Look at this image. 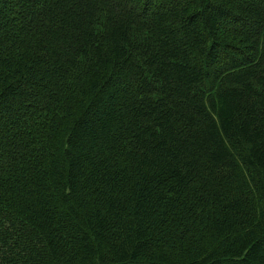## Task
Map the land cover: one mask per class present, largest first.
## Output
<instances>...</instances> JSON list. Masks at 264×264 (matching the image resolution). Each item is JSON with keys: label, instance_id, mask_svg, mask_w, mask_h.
Listing matches in <instances>:
<instances>
[{"label": "trees", "instance_id": "trees-1", "mask_svg": "<svg viewBox=\"0 0 264 264\" xmlns=\"http://www.w3.org/2000/svg\"><path fill=\"white\" fill-rule=\"evenodd\" d=\"M0 264H264V0H0Z\"/></svg>", "mask_w": 264, "mask_h": 264}]
</instances>
